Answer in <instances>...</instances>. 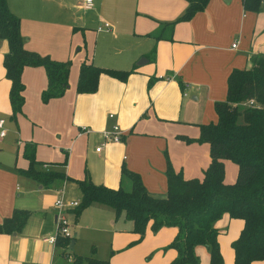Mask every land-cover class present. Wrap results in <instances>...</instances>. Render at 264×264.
Returning a JSON list of instances; mask_svg holds the SVG:
<instances>
[{"label": "crops", "instance_id": "1", "mask_svg": "<svg viewBox=\"0 0 264 264\" xmlns=\"http://www.w3.org/2000/svg\"><path fill=\"white\" fill-rule=\"evenodd\" d=\"M90 1V7L81 2V22L72 25L69 14L61 9L68 8L65 0H6L8 10L19 18L24 48L56 61L68 60L69 67L65 91L45 103L40 100L46 86L44 69L23 67V104L12 120L9 81L2 67L7 45L0 40V119L4 129L0 152L7 147L8 133L16 145L11 159L0 153V223L13 210L30 213L19 233L0 234V264H72L74 257H88L76 233L71 235L72 255L67 253L69 247H52L43 241L54 231L53 202L58 188L63 187L67 200L79 201L76 184L77 197L67 195L64 184L82 180L85 173L94 185L127 188V181L120 178L124 167L137 174L154 197L165 193L167 163L184 179H201L209 163L208 144L185 142L183 137L195 138L199 124L215 122L213 103L225 98L229 72L248 68L250 57L264 54L261 3L258 12H250L243 10L241 0H208L202 10L180 21L177 18L186 8V0ZM103 22L108 29L97 30ZM82 62L130 73L124 80L101 73L94 92L77 93ZM113 125L122 131L120 141L95 151L100 132ZM82 126L89 131L82 132ZM26 142L34 144L40 169L62 173L65 178L52 184L57 189L53 197L45 196L34 204L27 200L30 188L25 181L31 179L17 172L27 166L21 155ZM236 172L234 164L223 161L224 184H232ZM35 185L37 191L47 188ZM86 209L92 216L89 222L83 223L84 211L75 220L72 210L67 218L70 232L73 225L78 232L106 227L107 240L94 249L95 259L108 264H169L176 256L167 248L175 228L152 233L147 224L138 240L122 215L114 221L108 207ZM117 221L120 225L115 229ZM241 226V221L226 216L214 224L222 264H232L230 244ZM194 253L199 264H208L207 250L196 246Z\"/></svg>", "mask_w": 264, "mask_h": 264}, {"label": "trees", "instance_id": "2", "mask_svg": "<svg viewBox=\"0 0 264 264\" xmlns=\"http://www.w3.org/2000/svg\"><path fill=\"white\" fill-rule=\"evenodd\" d=\"M187 6L177 20H187L204 8L208 0H186ZM261 0H241L244 11L258 12ZM171 25V23H168ZM24 37L19 31V18L11 13L6 0H0V40H5L7 51L2 58L4 76L9 81V117L15 120L23 104V84L20 74L25 66L44 69L46 86L40 93L45 103L59 97L67 87L69 61H56L46 55L24 48ZM104 73L124 80L130 70L98 67L82 62L78 68L75 90L92 93L98 76ZM253 100L255 106L242 105ZM215 122L198 125L195 138L183 137L185 142L208 144L209 163L201 179H184L167 163L164 171L166 189L162 197L149 195L137 174L124 167L120 178L128 187L109 189L90 182L87 174L75 181L80 192L74 209L75 220L80 212L91 205L112 210L114 220L120 215L131 223V232L143 236L147 224L155 233L160 228L172 227L176 234L167 246L176 256L169 264H199L194 253L203 246L208 253V264H222L218 249V231L214 224L226 216L242 223L236 239L231 242L232 264H252L264 261V54L250 57V66L232 69L226 77L225 98L213 103ZM27 166L17 172L42 187L65 180L62 173L40 169L34 159V144L26 142L21 152ZM223 161L237 167L232 184L223 183ZM125 189L127 191H125ZM28 211L13 210L0 223V234L19 233ZM73 238H57L56 244L67 248ZM72 264H108L92 256L74 257Z\"/></svg>", "mask_w": 264, "mask_h": 264}, {"label": "rangeland", "instance_id": "3", "mask_svg": "<svg viewBox=\"0 0 264 264\" xmlns=\"http://www.w3.org/2000/svg\"><path fill=\"white\" fill-rule=\"evenodd\" d=\"M55 1L56 0H49V2H55ZM65 2H66L65 6L68 8H61V9L64 10L67 14H69V17H70L69 19H70L72 25H77L79 22H81V20L79 18V15H81V11H82L80 4H82L83 1L82 0H65ZM261 7L264 8V1L261 2ZM75 49L76 48H74V50ZM5 141L7 142V147L2 149V151L0 153L3 155L5 154V156H7L8 159H11L12 156L14 155L16 145L13 142V140L11 139L10 133H8L6 135ZM7 163H10V162H7ZM25 183H27L29 185V188H30L29 191L27 190V192L29 194V196L27 197V200L29 203H32V204H34L35 201H37V200L38 201L42 200V198H45V196L53 197L54 191L57 190V189L54 190L55 187L50 185V187L43 188L42 190L37 191L36 190L37 186L35 185L34 181L26 180ZM64 189H65V192L67 195L69 194V196H71V197L72 196L77 197L78 191H77V188L75 186V183H73V181H69L68 183L64 184ZM58 190H59V188H58ZM125 191H127V190L125 189ZM68 198H66V199H68ZM83 211L85 212V216L83 218V223L89 222L90 219L92 218V216L90 214V210H87L85 208L80 212V214ZM80 214L78 215V217L80 216ZM68 220L70 222V217H68ZM114 225H115L114 228L116 229L117 226L120 225V222L117 221ZM70 226H71V222H70ZM74 226L75 225H73L71 227V235L73 237V233H76L77 238H79L78 241H81V243H84L83 247H84V249L86 248L84 250L85 256L96 257V256H94V249L95 248L98 249L101 246L100 243H104L107 240L106 236L108 235V231H107L106 227L99 228L97 230V232H93V231L88 230V229H81V231L78 232V229H76ZM75 238H76V236H75ZM78 245H80V244H78ZM199 247H202L205 249V247H203V246H199ZM72 252H73L72 250L67 248V253L69 255H72Z\"/></svg>", "mask_w": 264, "mask_h": 264}, {"label": "built area", "instance_id": "4", "mask_svg": "<svg viewBox=\"0 0 264 264\" xmlns=\"http://www.w3.org/2000/svg\"><path fill=\"white\" fill-rule=\"evenodd\" d=\"M83 4L85 7L91 6L90 0H83ZM109 25L106 22H103L100 26L97 27V30L108 29ZM233 47L234 44H231ZM242 105L246 106H255L253 100H247L242 103ZM111 117V114L108 115ZM3 120L0 119V136L4 134V129L2 128ZM82 132H88L89 130L84 126L80 129ZM122 131L118 128L117 125L111 126L110 129L102 130L100 132L101 142L98 146L94 148L95 151H98L102 145L107 143H117L120 141ZM79 201L77 200H67L64 197V190L63 187L57 190L56 199L53 202V208L55 211V224H54V231L53 234L44 238L43 241L49 244L50 246H54L57 238H71L70 232V222L67 218V214L74 210ZM66 260H69L66 258Z\"/></svg>", "mask_w": 264, "mask_h": 264}, {"label": "water", "instance_id": "5", "mask_svg": "<svg viewBox=\"0 0 264 264\" xmlns=\"http://www.w3.org/2000/svg\"><path fill=\"white\" fill-rule=\"evenodd\" d=\"M73 241L70 242L69 249L72 248Z\"/></svg>", "mask_w": 264, "mask_h": 264}]
</instances>
